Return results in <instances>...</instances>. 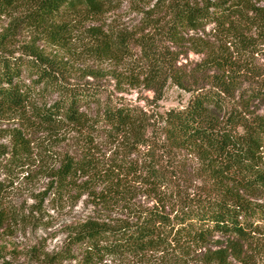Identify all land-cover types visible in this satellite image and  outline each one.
<instances>
[{"label": "rangeland", "instance_id": "374dc122", "mask_svg": "<svg viewBox=\"0 0 264 264\" xmlns=\"http://www.w3.org/2000/svg\"><path fill=\"white\" fill-rule=\"evenodd\" d=\"M32 1L24 0L8 14L0 12V49L16 56L37 54L65 85L99 90L101 104L87 110L92 118L105 105L120 102L148 120L138 133L119 138L103 125L87 132L65 125L48 128L17 115L0 118V264H79L83 253L68 240L86 222L120 226L154 211L172 217L180 196L206 190L209 182L195 151L164 152L170 143L161 115L182 108L188 90L217 75L214 59L233 58L232 43L242 65L263 70L264 37L248 31L254 45L247 47L220 39L208 27L176 41L155 7L169 0H108L106 13L77 25L64 40L13 24ZM254 79L238 74L235 86L247 87ZM56 99L47 93L38 104L48 106ZM19 136L29 143L25 151ZM64 158L87 167L88 175L81 173L70 183L58 179L56 170ZM157 171L166 184L161 176L153 177ZM228 245L227 239L215 237L185 252L168 245L146 257L97 264H207L224 249L232 253V264H264V228L251 243L240 245V259L233 258Z\"/></svg>", "mask_w": 264, "mask_h": 264}, {"label": "trees", "instance_id": "16d2710c", "mask_svg": "<svg viewBox=\"0 0 264 264\" xmlns=\"http://www.w3.org/2000/svg\"><path fill=\"white\" fill-rule=\"evenodd\" d=\"M23 1L0 0V12L8 14ZM108 2L33 0L13 24L24 23L42 35L68 40L77 25L106 13ZM255 3L169 0L155 7L164 14L167 31L176 41L211 27L220 39L252 47L248 31L256 30L264 37V6ZM232 44L235 56L225 57L224 61L214 59L217 75L205 86L188 90L187 103L167 111L160 120L170 143L164 152L195 151L209 182L206 190L180 196L172 217L154 211L135 223L120 226L86 222L68 240L83 253L79 264L129 256L142 258L168 245L185 252L215 237L227 239L233 258L240 259L242 247L264 228V69L249 70L242 65L239 49ZM247 47H243L245 51ZM238 74L255 76V81L247 87L235 86ZM26 80L31 83L27 85ZM47 93L55 94L56 101L39 106ZM100 96L99 90L89 85H65L37 54L16 56L0 49V118L17 115L48 128L65 125L87 132L103 125L119 138L138 133L148 122L141 111L120 102L105 105L92 118L87 110L101 104ZM18 143L23 151L29 146L21 136ZM87 171V167L64 158L56 177L70 183L81 173L88 175ZM160 174L157 171L153 177L161 176L166 184L165 176ZM231 255L226 249L218 250L207 264H232Z\"/></svg>", "mask_w": 264, "mask_h": 264}]
</instances>
